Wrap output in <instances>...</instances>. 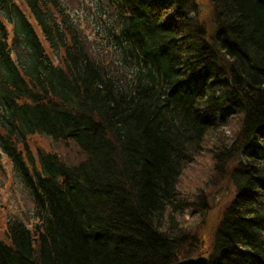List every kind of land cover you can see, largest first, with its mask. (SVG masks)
Masks as SVG:
<instances>
[{"label":"trees","instance_id":"16d2710c","mask_svg":"<svg viewBox=\"0 0 264 264\" xmlns=\"http://www.w3.org/2000/svg\"><path fill=\"white\" fill-rule=\"evenodd\" d=\"M95 1L90 40L65 0H0V147L30 198L0 264H264V0Z\"/></svg>","mask_w":264,"mask_h":264},{"label":"rangeland","instance_id":"374dc122","mask_svg":"<svg viewBox=\"0 0 264 264\" xmlns=\"http://www.w3.org/2000/svg\"><path fill=\"white\" fill-rule=\"evenodd\" d=\"M16 1L18 2L19 0ZM65 2L69 9L70 18L80 23L81 26L86 29L85 33L92 36L90 40H93V35H91V33L97 31L98 28L94 23H91L95 21V17L91 14V11L92 5L97 2L95 0H65ZM104 6H106V4H104ZM208 8L206 4H203L199 14V17L206 22L210 20ZM226 132L228 133L227 129ZM34 139L36 140L35 146L41 147L45 151H50L54 148L58 149L61 153L66 155L67 159H71L68 149L53 142L48 136L43 134L34 135ZM230 141L232 142L233 140L231 139ZM11 164V160L7 158V155L0 147V226L9 216L17 215L25 217L28 212L27 207L30 205L28 189L24 186L20 177L13 174ZM196 164L199 165V162ZM205 193L207 205V213L203 218L205 227H202L199 232L203 233L204 237H209L218 226L224 205L230 198L229 196H231L232 187L229 183L227 184L226 181L214 182L211 186L206 188ZM1 230L3 229H0V231ZM200 253L204 252H196L195 256Z\"/></svg>","mask_w":264,"mask_h":264},{"label":"water","instance_id":"95a60500","mask_svg":"<svg viewBox=\"0 0 264 264\" xmlns=\"http://www.w3.org/2000/svg\"><path fill=\"white\" fill-rule=\"evenodd\" d=\"M175 264H209V257L205 253H200L197 256L181 259Z\"/></svg>","mask_w":264,"mask_h":264}]
</instances>
